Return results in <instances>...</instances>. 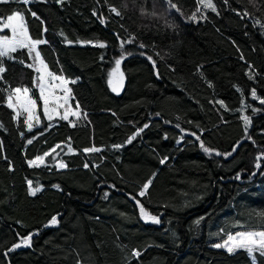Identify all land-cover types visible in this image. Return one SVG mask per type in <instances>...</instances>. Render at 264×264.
<instances>
[{
	"label": "trees",
	"instance_id": "16d2710c",
	"mask_svg": "<svg viewBox=\"0 0 264 264\" xmlns=\"http://www.w3.org/2000/svg\"><path fill=\"white\" fill-rule=\"evenodd\" d=\"M212 2L216 11L202 9L197 20L190 18L197 0L0 3V18L22 11L30 38L47 41L41 58L69 81L71 106L81 113L50 127L42 118L27 131L7 95L27 87L40 104L34 70L19 63L32 59L24 49L3 58L0 264H253L243 249L210 244L238 228H264V104L251 96L255 89L264 98V0ZM117 59L122 89L113 94ZM181 131L200 139L181 141ZM91 147L101 151H84ZM45 152L43 164L28 165ZM61 162L67 167L57 169ZM28 181L41 188L35 196ZM137 200L160 222L145 221ZM28 235L30 246L9 251Z\"/></svg>",
	"mask_w": 264,
	"mask_h": 264
},
{
	"label": "snow or ice",
	"instance_id": "6c2138e0",
	"mask_svg": "<svg viewBox=\"0 0 264 264\" xmlns=\"http://www.w3.org/2000/svg\"><path fill=\"white\" fill-rule=\"evenodd\" d=\"M11 0H0V3H9ZM18 3H23L24 5H29L33 0H16ZM42 2H45V0H42ZM171 2V0H170ZM227 2V0H225ZM57 3H64V0H57ZM198 6L195 12H193L192 16L190 17L192 20H197V12H200L201 15H203L202 9H211L213 12L216 11V8L212 2V0H197ZM172 7H175L174 4H171ZM111 12L114 13L117 16H120L121 13L118 11L115 7H112ZM30 11V10H29ZM238 15L247 16L249 13L245 11H237ZM32 16L39 19L38 16H36L35 12L31 13ZM95 15V13H94ZM256 23H259V21H256ZM5 30H9L11 33V36L5 34L0 35V81L3 80V73L6 71L5 66L3 65V58L7 57L9 59H17L13 57L11 54L15 53L18 49H27L28 56L30 59L33 60L32 64H26L24 60H19V63L24 64L25 67L33 68L35 72L39 73L37 80L38 84L36 85L39 87L40 91V99L43 101V108L44 113L46 116H48L49 119H51V113L56 112L61 107L64 108L63 115L60 116L61 120H68L69 116H76L80 117L81 113L79 111V104H76V110L70 111L68 106L69 96L71 94V89L66 87V85L69 83L68 80H66L62 75H56L53 74L51 71L47 69V65L41 58V52L38 50V46L41 44L47 43L46 40L43 39H31L26 27V20L25 15L22 11L16 10L13 14L8 15L6 18H0V32H4ZM47 29H45L46 31ZM93 46H98L100 48H104L106 45L104 43H99ZM123 47V45H121ZM34 53V56H33ZM123 57H121L122 59ZM121 59H117L115 61L116 63V69L111 74L113 77H115L118 73L119 66L121 64ZM151 59V57H149ZM37 62L38 65L37 66ZM153 64L155 62L153 61ZM251 68V66H249ZM250 79L253 78L252 75L249 76ZM47 81H59L58 84H50L46 83ZM71 83H75V81H71ZM109 83L112 84L113 81L110 79ZM59 88L64 95L57 96L53 89ZM29 88L24 87H16L15 89H11L7 95V107L9 109H12L15 113V118H18L21 115V111L18 109H22L24 113H27V117L24 121L29 131L32 130L33 124L31 121L35 118V112H36V100L32 99L29 96ZM113 91H117V87H113ZM251 96L254 99H258L261 104H264V98L257 97L256 90L253 89L251 91ZM15 100V103L13 102ZM221 103L222 102H219ZM223 106V105H222ZM253 112L258 111V109L253 108ZM83 117H87V113H83ZM37 119V123L38 118ZM243 120L245 121V127L251 122L250 118L248 116H244ZM148 125L145 124L143 128L137 130V132L129 137L127 143H132L133 140L136 139V136H138L144 128H147ZM188 135H193L196 137L197 140L200 139L198 135L195 133H187ZM183 137H181L182 141ZM28 144L32 143V139H29ZM180 141H178L179 143ZM60 147V145H57L56 147H53L51 149V152H55L56 148ZM115 147L119 148L121 145H116ZM200 147L203 149L205 153H208L209 155L212 154L213 150L209 147H206L203 142H201ZM236 147H239V145L234 146L233 151L236 150ZM68 151L71 152L72 149L69 146ZM85 152H98L101 151V149L96 147H91L84 149ZM51 152H45L43 156H38L33 160H29L28 164L30 167H37L39 164L44 163V158L51 154ZM215 155L220 156V152H215ZM225 158L227 156L232 155V152L224 154ZM262 157L258 156L257 161H259ZM167 158L162 159L160 162L161 164L166 162ZM60 168H65L67 165L63 162L59 164ZM85 167L87 168L88 165L85 164ZM257 168H260V163L256 164ZM28 188H29V195L35 196L39 191H41L40 187H33L32 181H28ZM152 184V180L149 179L146 183H144L141 191L138 193L139 196L143 197L148 193V189ZM107 193H105V196L107 197ZM135 199V197H133ZM137 205L139 206L141 217L145 221H151L153 223H159V219L157 216L151 215L148 213L142 204L137 200ZM260 216L264 217V213H260ZM58 223L57 217L53 216L50 220V225H56ZM47 226V225H46ZM31 235H28L27 237L20 238V241L18 243H15L12 245V247L9 249V251H13L16 248H20L21 246H30L31 242ZM214 247L216 248H226V250L229 253H232L237 248H243L249 253V256L253 259V264H255V256L254 253L259 252L261 256H264V231H243L239 232L237 234L229 235L228 239L223 244H215ZM7 255V253H5ZM133 256L139 257L141 253L139 251H133Z\"/></svg>",
	"mask_w": 264,
	"mask_h": 264
},
{
	"label": "rangeland",
	"instance_id": "374dc122",
	"mask_svg": "<svg viewBox=\"0 0 264 264\" xmlns=\"http://www.w3.org/2000/svg\"><path fill=\"white\" fill-rule=\"evenodd\" d=\"M0 33H5V34H7V35H9V36H11V33H10V31L9 30H5L4 32H0ZM19 50V49H18ZM24 50H27V49H24ZM33 56H34V53H33ZM5 58H7V57H5ZM32 63H33V60H32ZM31 63V64H32ZM37 66H39L38 65V62H37ZM33 69V68H32ZM34 70V69H33ZM115 69H113L112 71H111V74L113 73V71H114ZM35 72V71H34ZM38 75H39V73H37V72H35V85H37L39 82H38V80H37V77H38ZM113 82H114V80L115 79H118L119 80V82H121V77L117 74L115 77H113L112 75H111V78H110ZM46 83H50V84H58L59 83V81H47ZM110 84V83H109ZM111 85V84H110ZM66 87H68L67 85H66ZM36 88H37V92H38V96L40 97V91H39V87H37L36 86ZM53 91H54V93L57 95V96H61V95H64V93H62L61 91H60V89L59 88H55V89H53ZM29 96H30V93H29ZM31 97V96H30ZM40 99V98H39ZM70 100H71V98H70V96H69V101H68V106H69V109H70V111H72V110H76V109H74L72 106H71V103H70ZM14 103H15V100L13 101ZM12 110V109H11ZM18 110H20L21 111V115L20 116H23V118H24V121H25V119H26V117H27V113H24L23 111H22V109H18ZM13 111V110H12ZM63 113H64V108L63 107H61L60 109H58L56 112H54V113H51V119H49L48 118V116H46L45 115V113H44V108H43V101L40 99V104L39 105H36V112H35V118L31 121V123L33 124V128L32 129H34V128H36V127H38V126H40V121H41V119L43 118L44 119V121H47V123H48V127H50L51 126V124H53V122H55L56 120H59L60 119V116L61 115H63ZM13 115H14V118H15V113L13 112ZM36 118H38V123H37V119ZM79 117H76V116H69V119L68 120H64V121H68V122H70V123H73L74 121H76L77 119H78ZM61 120V119H60ZM26 125V124H25ZM26 129H27V131H29L28 130V128H27V126H26ZM182 135H186V133H184V132H182ZM69 152V151H68ZM29 165V164H28ZM39 166H40V164H39ZM39 166H37V167H39ZM55 166H57L56 168L57 169H60V167H59V165H57V163L55 164ZM80 219H81V222H82V225H83V228H84V233H85V239H86V242L87 243H91L90 242V239H89V236H88V232H87V230H86V223H85V221L80 217ZM243 231H264V228H260V227H246V228H238V229H235V230H233V231H231V232H229V233H226V234H224L222 237H219L218 239H217V241H215V242H213V243H211L210 244V247H212V248H216V247H214V245L215 244H223L227 239H228V236L229 235H235V234H237V233H239V232H243ZM216 249H221V250H224V251H226V252H228L227 250H226V248H216ZM237 249H243V248H237ZM236 249V250H237ZM244 250V249H243ZM246 251V250H245ZM247 252V251H246ZM247 254L249 255V253L247 252ZM251 257V256H250ZM252 261H253V259H252Z\"/></svg>",
	"mask_w": 264,
	"mask_h": 264
},
{
	"label": "water",
	"instance_id": "95a60500",
	"mask_svg": "<svg viewBox=\"0 0 264 264\" xmlns=\"http://www.w3.org/2000/svg\"><path fill=\"white\" fill-rule=\"evenodd\" d=\"M114 86L117 87V91H113V87H114ZM109 89H110V91H111L113 94H117V93H119V92L121 91V89H122V85H121V83L119 82L118 79H115L114 82L110 85V88H109ZM182 132L186 133V135H182ZM180 136H181V137H187V138H191V139L196 140V137H195V136H193V135H188L186 131H181V132H180Z\"/></svg>",
	"mask_w": 264,
	"mask_h": 264
}]
</instances>
